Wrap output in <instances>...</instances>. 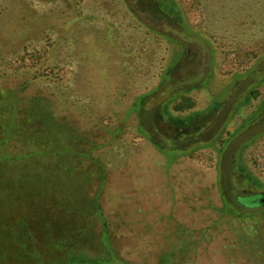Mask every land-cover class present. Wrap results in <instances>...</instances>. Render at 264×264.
I'll list each match as a JSON object with an SVG mask.
<instances>
[{"label":"rangeland","instance_id":"rangeland-1","mask_svg":"<svg viewBox=\"0 0 264 264\" xmlns=\"http://www.w3.org/2000/svg\"><path fill=\"white\" fill-rule=\"evenodd\" d=\"M262 132L264 0H0V264H264Z\"/></svg>","mask_w":264,"mask_h":264},{"label":"trees","instance_id":"trees-1","mask_svg":"<svg viewBox=\"0 0 264 264\" xmlns=\"http://www.w3.org/2000/svg\"><path fill=\"white\" fill-rule=\"evenodd\" d=\"M171 79V80H170ZM167 81H169V82H165V83H163V88H162V90H166V91H168V90H170L171 88H172V82H173V80H172V78L171 77H169V80H167ZM171 81V82H170ZM161 90V91H162ZM158 89L157 90H155V91H153V92H151L150 94H148V95H144V96H142V97H140L139 99H138V104H139V109L137 110L138 112H140V109L142 108V107H144V105L146 104V99L147 98H153L155 95H157V93H158ZM170 92V91H169ZM159 94V93H158ZM175 94V92H172V93H169V95H174ZM159 96V95H158ZM158 99V98H157ZM184 100V104L185 103H188V99H186L184 96H182V98H181V102ZM180 109H182V110H184V106H183V104H181L180 103V108L179 107H174V111L175 112H178V111H181ZM163 112H164V117H166V128H165V130H164V133L165 134H168V132H170V131H174V132H176V130H178L180 127H181V125H183V124H185V123H183L184 121L187 123L188 122V116H186V117H184V120L182 119V120H180L179 121V123H178V121L177 122H175V121H173V119H172V116H171V114H173V113H171V111H169V109H168V107L166 106V104H165V106H164V109H163ZM143 128V127H142ZM178 128V129H177ZM262 133H264V132H262ZM182 135H181V137L182 136H185L184 135V132H182L181 133ZM157 145V144H156ZM262 196H264V195H257V196H255V197H250V196H245V197H240L239 198V202L242 204V205H244L245 207H256V206H258L259 204H263V201H264V199L262 198V201L260 200V198L262 197ZM246 198H250V203H247V202H244L245 201V199ZM234 213V212H233Z\"/></svg>","mask_w":264,"mask_h":264}]
</instances>
